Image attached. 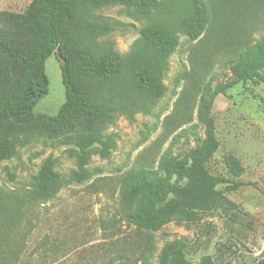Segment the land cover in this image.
<instances>
[{
    "label": "rangeland",
    "instance_id": "rangeland-1",
    "mask_svg": "<svg viewBox=\"0 0 264 264\" xmlns=\"http://www.w3.org/2000/svg\"><path fill=\"white\" fill-rule=\"evenodd\" d=\"M31 1L0 0V11L23 13ZM234 1L233 11L228 5L222 18L216 11L226 5L225 0H203L207 6L204 32L189 40L178 30L179 19L191 12L189 1L160 0L150 21L171 26L178 36L161 78V94L152 89L147 94L133 90L121 101L107 95L99 77L88 79L90 92L112 97L122 108L93 124L94 133L109 147L104 153L97 145L90 148L85 165L89 178L81 184L71 181V175L77 169L76 141L86 128L72 118L62 124L54 122L66 94L57 54L45 60L47 93L32 108L33 118L15 126L0 123V139L12 147L10 158L0 163V194L12 204L28 202L12 217L16 227L7 238L12 244L4 245L9 256L0 264H157L164 243L174 239L181 242L193 264H252L262 258V83L238 82L217 94L210 108L217 145L205 163L206 170L245 185L223 190L196 219H172L155 232L127 219L132 207L118 194L123 176L140 168H156L164 152L179 156L204 138V126L196 117L202 86L207 81L212 86L226 81L230 73L225 61L264 34V0ZM87 19L100 21L93 43L95 54L112 47L126 58L138 52L141 28L149 24L122 3L92 7ZM78 36L77 41L91 49L93 34L85 31ZM47 157L60 175L59 190L52 199L36 200L27 191Z\"/></svg>",
    "mask_w": 264,
    "mask_h": 264
},
{
    "label": "trees",
    "instance_id": "trees-1",
    "mask_svg": "<svg viewBox=\"0 0 264 264\" xmlns=\"http://www.w3.org/2000/svg\"><path fill=\"white\" fill-rule=\"evenodd\" d=\"M188 1L191 12L179 19L178 30L189 40H196L205 29L207 6L203 0ZM114 3L131 6L139 17L149 21L141 28L138 52L129 58L122 57L112 47L97 55L93 49L100 21L87 19L89 9ZM225 4L216 11L222 18L226 7L229 5L233 11L236 2L225 0ZM159 5L160 0H32L23 13L0 11V123L5 121L15 126L33 118L32 108L47 93L45 60L56 53L66 98L53 120L62 124L72 118L86 128L76 141L77 169L71 175V181L85 182L89 178L85 165L90 148L97 145L104 153L109 147L107 141L94 133L93 124L122 108V103H113L112 97L107 95L122 101L128 91L147 94L152 89L161 94L163 90L161 78L170 54L178 45V36L169 25L151 23ZM222 25L227 32L225 23ZM85 31L93 34V52L76 39ZM225 65L230 73L226 81L214 86L207 81L201 88L196 111L198 123L204 126L205 136L201 142L179 156L164 152L156 168H140L120 179L118 194L125 205L132 207L126 217L134 226L155 232L172 219L192 221L200 212L210 209L223 190L234 191L246 184L206 170L205 163L217 145L210 108L217 94L238 82L250 80L264 84V34L236 51ZM92 75L103 82L106 96L90 92L88 79ZM184 132L181 129V133ZM11 153V145L0 139V163L9 159ZM59 185L60 175L53 169L52 158L47 157L33 177L27 194L36 200H49L56 196ZM26 203L22 200L12 204L0 194L1 262L9 256L4 245L12 244L7 241L8 232L16 227L12 217L18 216ZM157 264L193 263L181 242L174 239L164 243ZM252 264H264V255Z\"/></svg>",
    "mask_w": 264,
    "mask_h": 264
}]
</instances>
